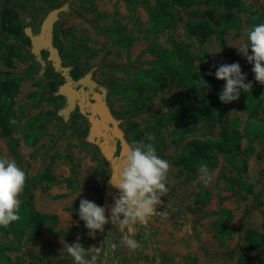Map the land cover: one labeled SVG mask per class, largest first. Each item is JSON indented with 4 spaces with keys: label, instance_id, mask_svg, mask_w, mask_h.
I'll return each instance as SVG.
<instances>
[{
    "label": "rangeland",
    "instance_id": "obj_1",
    "mask_svg": "<svg viewBox=\"0 0 264 264\" xmlns=\"http://www.w3.org/2000/svg\"><path fill=\"white\" fill-rule=\"evenodd\" d=\"M31 1L29 5L24 2L28 11L19 9L26 33L30 31L32 36L39 37L45 18L59 9L52 28V43L62 66L69 76L74 65L83 74L79 79L89 75L85 88L90 95L95 91L103 95L111 121L106 136L98 137L93 134L89 112L79 105L65 112L66 96L53 90L48 81L46 69L54 67L49 51H42L45 61L42 64L32 51V39L31 59L14 58L11 67L5 64L1 58L4 53L10 50L25 53L27 46L2 35L0 3V89L7 91L10 84L2 72L8 71L20 81L13 105L16 127L5 134L0 126V156L15 160L30 177L47 171L54 176L52 182H36L32 187L30 210L57 215L56 222L44 226L40 232L27 228L22 240L0 231V242H12L19 247L4 252L10 261L1 264H73L66 247L77 240L90 249V257L96 251L93 247H101L95 264H240L246 232H264V132L254 128L264 124V112L257 110L256 116H251L242 106L241 96L232 103H222L219 93L226 81L217 79L215 72L222 64L238 62L246 83L252 82L254 88L264 87L255 80L249 62L238 51V47L248 43L250 13L238 14L239 22L227 30L223 45L216 36L201 43L188 28V23L202 18L205 11L213 10L216 15L224 11L222 6L208 0L174 6L171 13L176 25L159 33L151 22L156 0ZM244 1L253 4L252 10L264 12V0ZM33 7H37L35 20L30 14ZM175 47L187 50L194 64L205 69L200 74L210 87L200 86V90L217 106L221 105L223 115V121L213 125L206 120L191 121L190 130L184 135L179 134L183 129L179 121L167 123L164 117L180 104L188 107L189 89L170 77L167 86L158 91L141 86L136 79L137 72L151 70L159 63L163 51ZM56 72L64 77L61 71ZM143 77L144 81L148 79L146 72ZM133 88L141 91V97ZM201 101L197 100L198 106ZM142 103L143 110H137ZM158 118H163L165 125H160ZM249 123L255 132L252 143ZM226 127L243 135L241 150L219 154L218 165L209 168L213 178L206 187L198 171L188 172L175 161L185 152L187 142L219 140ZM140 141L153 143L157 154L170 162L171 169L169 190L155 213L146 223L134 227L133 236L140 247L132 250L121 243L123 233L111 221L103 232L90 236L78 212L80 201L88 199L105 207L106 216H111L118 190L110 184V176L123 166L129 146ZM244 165L246 168L242 169ZM229 180L234 181L233 186ZM19 199L21 204L27 201L23 193ZM31 254L38 257L32 258ZM251 256L250 264H257L264 258V247L253 251Z\"/></svg>",
    "mask_w": 264,
    "mask_h": 264
},
{
    "label": "trees",
    "instance_id": "obj_2",
    "mask_svg": "<svg viewBox=\"0 0 264 264\" xmlns=\"http://www.w3.org/2000/svg\"><path fill=\"white\" fill-rule=\"evenodd\" d=\"M216 3L218 6H222L224 11L219 15H216L213 10L205 11L204 16L200 19L191 20L188 23V28L191 34L196 37L199 42L203 43L212 36H216L218 40L225 45V34L230 27L236 26L239 22L238 14L240 12H249L251 17H248L247 22L252 27L255 24L264 23V12L259 10H252L253 4H247L244 0H208ZM24 2L31 3V0H23L20 3L14 0H0L3 5V15L1 16V22L4 26L2 35L5 39L13 38L20 40L27 46L25 53L20 51L10 50L8 53H4L1 58L5 64L9 67L13 65V59L21 61L29 60L33 57L31 52V38L26 33L24 20L19 12V9L27 10ZM195 0H156V11L151 12V22L154 31L159 33L166 28H170L176 25V20L171 13V9L176 6H190ZM32 4V3H31ZM37 7H33L30 11L31 17L36 19ZM54 38L56 35L54 34ZM251 51V50H250ZM159 63L149 71H144L148 75V79L144 81L143 71L137 72L136 79L138 83L147 88L154 89L155 91L163 90L167 86V77L177 80V83L185 86L189 89V93L186 96L188 107H184L182 104L175 107V109L166 117L167 123L179 121L183 129L179 131L180 135H184L190 130V122L198 123L201 120H206L210 124H214L217 121H223V115L221 105L217 106L210 96L205 95L200 90V85L197 80L203 78L201 72H205V69H199L194 64L189 53L185 49L175 47L173 50H166L160 54ZM72 60V59H71ZM249 67L253 68V65L249 63ZM48 74V81L51 88L55 91H59V87L66 82L61 73L56 72L53 66H48L46 69ZM7 81H10L9 89H0V126L5 134H10L16 127L13 121L14 116V99L19 92V80L12 77L10 72H2ZM248 78L251 79L252 75L246 73ZM70 75L74 79H79L83 74L78 71L77 66L74 65L70 72ZM204 79V78H203ZM132 87L129 86V89ZM128 89L125 88V90ZM137 96L141 97V91L133 88ZM5 92V93H4ZM241 103L242 106L250 111L251 116H256V111L264 112V87L254 88L247 93L241 90ZM200 99L201 105H197V100ZM139 111L143 110V103L138 107ZM163 118H158L157 122L160 125ZM165 125V124H164ZM255 131L262 130L264 132V124L254 125ZM252 125L249 123L248 134L250 143L253 142L254 134ZM243 135L237 129L230 130L224 128L220 133L219 140H205L194 139L186 143L185 152L175 161V164L183 167L188 172L198 171V166L201 161L208 164V167H215L218 165L219 154L228 155L234 154L241 150V141ZM261 157L262 155H258ZM246 165L242 167L245 169ZM54 176L47 171L44 174L30 177L27 175L26 185L23 190V194L27 197V201L20 206V219L17 222L11 224L8 228L0 227V231L4 233H12L19 240H22L25 235L26 229L31 228L35 232H40L44 226L53 225L57 220L56 214H43L41 212H32L30 207L32 206V200L34 198L32 187L36 182H52ZM233 180H229L230 186H233ZM248 190L246 185L243 186ZM245 250L241 253L239 258L240 264H250L252 260V252L264 247V232L249 230L244 236ZM13 250H19V247L12 242H0V264L3 261H10V257L4 252ZM32 258H37L36 255L31 254ZM40 256V259H43ZM257 264H264V258L259 259Z\"/></svg>",
    "mask_w": 264,
    "mask_h": 264
},
{
    "label": "clouds",
    "instance_id": "obj_3",
    "mask_svg": "<svg viewBox=\"0 0 264 264\" xmlns=\"http://www.w3.org/2000/svg\"><path fill=\"white\" fill-rule=\"evenodd\" d=\"M247 41L248 43L238 47L239 54L253 65L255 80L264 85V23L255 24L248 30ZM208 74L212 75L211 72ZM215 77L226 81L219 93L222 103L228 104L239 100L241 90L246 93L252 90V82H245L246 75L242 73L238 62L220 65ZM197 82L205 89L210 87L203 78ZM170 169V162L157 154L153 143L133 142L124 156V163L119 172L110 176V184L118 190L111 216H106L105 207L88 199L80 201L78 214L85 222L89 235L95 237L97 231L103 232L105 225L111 221L123 233L121 243L129 249H138L140 244L134 239V227L146 223L155 213L156 206L169 190L167 184ZM198 173L200 180L207 187L213 177L206 162H200ZM26 179V172L15 160L0 156V227L8 228L20 219L19 196L25 188ZM93 248L96 251L90 257V249H85L77 240L73 244H68L66 250L73 258V264H95L101 247Z\"/></svg>",
    "mask_w": 264,
    "mask_h": 264
},
{
    "label": "water",
    "instance_id": "obj_4",
    "mask_svg": "<svg viewBox=\"0 0 264 264\" xmlns=\"http://www.w3.org/2000/svg\"><path fill=\"white\" fill-rule=\"evenodd\" d=\"M58 12L59 9L53 10L45 18L39 37L32 36L30 31L27 32L32 39V51L37 55L39 61L45 64V61L41 57V53L43 50H48L49 59L52 60L55 70L61 71L64 75L66 82L60 86L59 91L67 98L68 105L65 112L69 113L76 105H79L84 112L90 113L89 118L92 124L93 134L98 137H105L106 130L109 127L108 124L111 121V115L103 101V95L96 91L90 95L89 91L86 90L85 86L89 81V75L76 81L73 77L66 74L67 69L62 66L61 57L52 43V28ZM67 87H72V91H74L75 94L72 96L69 95L66 92ZM90 98H93V101H91Z\"/></svg>",
    "mask_w": 264,
    "mask_h": 264
},
{
    "label": "bare ground",
    "instance_id": "obj_5",
    "mask_svg": "<svg viewBox=\"0 0 264 264\" xmlns=\"http://www.w3.org/2000/svg\"><path fill=\"white\" fill-rule=\"evenodd\" d=\"M53 58H56V57H53ZM66 92L69 94V95H74L75 93H74V91H72V87H67L66 88Z\"/></svg>",
    "mask_w": 264,
    "mask_h": 264
},
{
    "label": "flooded vegetation",
    "instance_id": "obj_6",
    "mask_svg": "<svg viewBox=\"0 0 264 264\" xmlns=\"http://www.w3.org/2000/svg\"><path fill=\"white\" fill-rule=\"evenodd\" d=\"M74 79V78H73ZM75 80H77V79H75Z\"/></svg>",
    "mask_w": 264,
    "mask_h": 264
}]
</instances>
